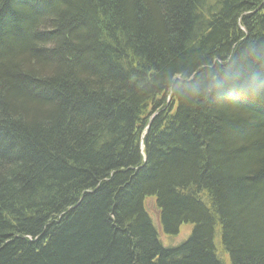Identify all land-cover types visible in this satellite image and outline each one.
<instances>
[{
    "label": "trees",
    "instance_id": "obj_1",
    "mask_svg": "<svg viewBox=\"0 0 264 264\" xmlns=\"http://www.w3.org/2000/svg\"><path fill=\"white\" fill-rule=\"evenodd\" d=\"M227 256L264 264V0H0V264Z\"/></svg>",
    "mask_w": 264,
    "mask_h": 264
},
{
    "label": "rangeland",
    "instance_id": "obj_2",
    "mask_svg": "<svg viewBox=\"0 0 264 264\" xmlns=\"http://www.w3.org/2000/svg\"><path fill=\"white\" fill-rule=\"evenodd\" d=\"M145 208L147 213L149 214L153 224L155 225V227L158 230L159 233V238L161 243L163 244V246L165 247H177L179 245H181L182 243H184L185 241H187L189 239V237L191 236L193 229H194V225L192 224H183L180 228V231L177 235H167L165 234L163 231H161L160 229V225H159V220H158V207H157V201L155 197H149L147 198V200L145 201ZM216 244L218 245L219 248H221V241L218 238L216 241ZM222 257H224L225 255L220 254ZM227 255V253H226ZM227 260H228V264L230 263V260L227 256Z\"/></svg>",
    "mask_w": 264,
    "mask_h": 264
},
{
    "label": "clouds",
    "instance_id": "obj_3",
    "mask_svg": "<svg viewBox=\"0 0 264 264\" xmlns=\"http://www.w3.org/2000/svg\"><path fill=\"white\" fill-rule=\"evenodd\" d=\"M260 85L256 84L255 81L252 84L253 90H259Z\"/></svg>",
    "mask_w": 264,
    "mask_h": 264
}]
</instances>
